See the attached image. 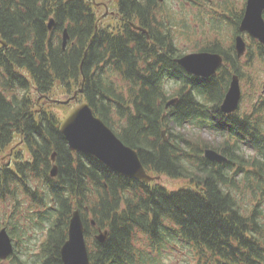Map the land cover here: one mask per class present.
Returning <instances> with one entry per match:
<instances>
[{"label":"trees","instance_id":"1","mask_svg":"<svg viewBox=\"0 0 264 264\" xmlns=\"http://www.w3.org/2000/svg\"><path fill=\"white\" fill-rule=\"evenodd\" d=\"M115 5L117 15L104 25L94 0H0V228L14 241L7 264H62L76 209L89 264H163L170 252L182 264H264V96L250 113L223 114L231 76L244 79L239 59L215 50L225 56L221 71L191 77L173 63L172 41L154 57L129 26L146 22L158 0ZM253 58L264 63L263 46ZM169 81L177 84L172 93ZM81 84L78 99L137 152L148 174L187 186L128 179L71 152L59 117L37 99ZM172 98L178 100L166 109ZM186 126L220 139L187 135ZM208 148L227 160L208 161ZM97 229L107 231L103 243L94 239Z\"/></svg>","mask_w":264,"mask_h":264},{"label":"water","instance_id":"2","mask_svg":"<svg viewBox=\"0 0 264 264\" xmlns=\"http://www.w3.org/2000/svg\"><path fill=\"white\" fill-rule=\"evenodd\" d=\"M264 0H246L243 17L239 25L240 33H248L264 45ZM134 29L141 28L131 24ZM54 21L49 20L47 29L52 30ZM68 36L66 30L63 31L62 47L64 48ZM0 43L6 47L5 42ZM235 50L237 57L245 53L246 45L243 38L238 35L235 37ZM176 62L190 75L198 78L207 79L214 76L217 69L222 64V57L219 54L198 52L184 55ZM80 88L74 92L70 98L56 100L55 102L67 104L75 101V105L63 117L59 131L67 142L72 152L92 156L105 165L110 171L125 178L137 179L144 183L157 180L158 177L148 175L141 164L137 152L126 146L104 122L94 115L91 107L86 102H77V94L82 93ZM264 93V82L262 84ZM241 90L237 75H233L229 82L228 89L219 106V110L224 114L235 112L239 106ZM177 98L171 99L166 103V108L174 105ZM165 133L163 132V135ZM204 157L217 163H223L226 158L212 149L204 150ZM54 162V153L51 157ZM57 173L56 165L50 170V176L55 177ZM91 224L94 226V222ZM107 231L98 230L95 239L103 243L106 239ZM13 253V244L7 233L6 228L0 229V261L6 260ZM60 259L62 264H89L88 251L84 238V227L80 212H72L69 220L67 240L60 249Z\"/></svg>","mask_w":264,"mask_h":264},{"label":"rangeland","instance_id":"3","mask_svg":"<svg viewBox=\"0 0 264 264\" xmlns=\"http://www.w3.org/2000/svg\"><path fill=\"white\" fill-rule=\"evenodd\" d=\"M94 1L98 3L103 0ZM244 1L245 0H163L160 10L171 17L169 21L174 25V40L182 53H192L198 49L205 48L204 46L209 44L215 46L214 42L220 43L224 50H229L232 45H234V35L238 34L237 27L236 29L234 27L233 18L238 15L241 7L244 6ZM231 6H233L234 10H231ZM109 7L110 9L114 8H112V4H109ZM95 11L99 17L104 13V9L100 6H97ZM159 17H161V15ZM102 21L104 25L110 23L107 17L103 18ZM250 47V51L252 50L255 52V45L254 47H252V45ZM249 59L250 58L243 56L239 60L241 72L244 77V79L239 78L241 101L238 111H240V113L243 111L250 113L252 110L251 107L255 104L256 100L261 99L260 96H263L261 94V89L264 82V63L260 64L254 58ZM176 85L177 84L174 82L169 81L166 84V88L172 93V89ZM71 92L67 94L64 93V90L61 91L60 88H58L55 92L58 95H54V98L64 99L65 96H70L72 94ZM73 104L74 102L66 105L49 104L48 106L50 110H53L59 119H61ZM181 130L187 135H199L203 139L212 142L220 139L218 134L197 127L186 126ZM157 182L168 190H177L188 184L186 180L171 179L166 176H161ZM175 263L182 264L183 261L181 260V256L173 252H170L167 259L163 261V264ZM2 264H7V261Z\"/></svg>","mask_w":264,"mask_h":264},{"label":"flooded vegetation","instance_id":"4","mask_svg":"<svg viewBox=\"0 0 264 264\" xmlns=\"http://www.w3.org/2000/svg\"><path fill=\"white\" fill-rule=\"evenodd\" d=\"M163 1V0H162ZM162 1L158 0V5H160V7L162 6ZM108 2V3H107ZM245 3H246V0L244 1V6L241 7L238 15H236L233 19H234V27L236 29L237 27V33L239 34V30H238V27H239V23H237V21L240 22V20L242 19L243 17V13H244V8H245ZM109 4H112V8L113 9H110L109 7ZM116 0H103L101 2H98L97 3V6H100L104 9V13L105 16L104 18H109L110 20V23H112L111 21V17L117 15L115 9H116ZM231 10H234L233 6H231ZM244 7V8H243ZM230 10V11H231ZM162 12V13H161ZM161 15V17H159ZM264 11L262 13V18L264 20ZM118 18V17H117ZM164 18H167V19H164ZM171 19V17L169 15H166L163 13V11H161L160 9H157V11L155 13H152L151 16L148 17V19H146V22L142 23L140 21V18H136V23L134 25H136L137 27L141 28L142 30H144L145 32H142L141 30H135L132 28L131 26V23H130V27L136 31L138 34L141 35V37H143L144 41L145 42H148L151 46V49L153 50L154 52V57L162 54V52H168V44L170 41H172L173 43V46L174 48L176 49V53H177V56H175L172 60H173V63H175V60L183 55H186V54H190V53H182V51H180V49L177 47L176 45V42L174 40V31H173V27L174 25L172 24L171 21H169ZM168 25V26H167ZM238 34H235L234 36L236 37ZM243 38H245V44H246V54H245V57H248V55H250L251 53V56L253 54L254 51H250L251 49V45L252 47H256V45H260L256 40H254L253 38H251L247 33H244L242 34ZM215 43V46L213 45H207V46H204L205 48H201V49H198L197 51H194L192 53H198V52H208V53H215V54H218L215 52V50H218V52H223L224 49L223 47L220 45V43L218 42H214ZM264 47V46H263ZM229 53L231 54L230 57H235L237 58L236 56V50L234 48V45H232L231 49H229ZM168 55L170 56H173L174 53H169ZM220 55L222 56V59H223V62L221 64V66L218 68L217 70V73L221 71V68L223 67L224 63H225V56L224 54L222 55V53H220ZM249 57L250 59H252V57ZM238 59V58H237ZM240 60V59H239ZM177 63H175L176 65ZM178 65V64H177ZM183 73H186L184 70H182ZM40 100L38 99L37 103L39 102ZM42 101V100H41Z\"/></svg>","mask_w":264,"mask_h":264}]
</instances>
